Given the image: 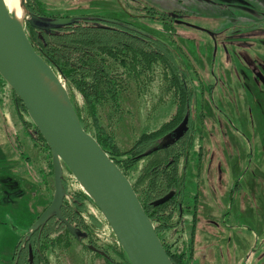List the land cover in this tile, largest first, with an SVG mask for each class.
Wrapping results in <instances>:
<instances>
[{"label": "rangeland", "instance_id": "374dc122", "mask_svg": "<svg viewBox=\"0 0 264 264\" xmlns=\"http://www.w3.org/2000/svg\"><path fill=\"white\" fill-rule=\"evenodd\" d=\"M30 2L59 18L120 20L173 45L188 71L187 86L197 107L194 124L187 119L192 149L187 163H179L180 171H186L181 208L163 236L178 239L186 264H264V0ZM108 60L124 90L116 103L109 99L98 105L97 124L121 151L144 134L164 130L190 107L182 105L181 85L161 58L148 68L139 66L138 73ZM66 86L86 130L95 135L86 100L74 86ZM18 99L0 75V153L9 152L6 163L0 161V264H12L15 246L55 191L50 156ZM150 160L144 157L130 168L132 184ZM63 181L69 193H85L65 166ZM85 205L89 238L71 236L68 244L47 249L50 264H107V257L120 261L114 231L94 203L85 200Z\"/></svg>", "mask_w": 264, "mask_h": 264}, {"label": "trees", "instance_id": "16d2710c", "mask_svg": "<svg viewBox=\"0 0 264 264\" xmlns=\"http://www.w3.org/2000/svg\"><path fill=\"white\" fill-rule=\"evenodd\" d=\"M27 7L37 18L34 24L26 22V30L35 49L61 74L68 86H74L83 95L87 102L88 114L96 125L97 132L94 136L103 149L128 177L129 170L134 164L144 157H150V162L143 168L133 187L147 215L156 225V231L172 262L186 264V252L179 250L178 239L172 240V235L163 236V231H168L172 227L170 220L175 210L181 208L186 171L184 169L180 171L179 163L181 159L187 163L193 144V138L188 136L191 126L186 119L191 118L194 124L196 117L193 110L194 91H190L187 86L188 71L176 59L178 54L175 48L162 38L167 43L161 41L157 35L145 36L123 25L102 22L92 16L90 19L73 17L75 20L70 24H56L52 20L59 18L58 16L47 15L42 8H35L31 2ZM158 57L166 63L175 81L178 79L181 85L182 105L189 103L190 107L186 106L187 108L180 110V113L166 124L164 130L144 134L130 149L121 151L113 137L107 135L97 124L98 105L109 99L116 103L119 94L124 90L123 79L114 74L108 59L114 60L120 67L129 65L138 73L139 66L145 65L148 68ZM70 96L83 127L87 129L81 111L71 94ZM18 100L24 107L21 100ZM181 125H183L181 131L177 132ZM35 130L37 139L50 156L53 168L51 151L38 129ZM156 147L159 148L153 150ZM150 150L153 151L145 154ZM43 183H47L46 175H43ZM63 183L67 190L64 181ZM172 192L174 196L171 199L157 203ZM85 200L93 203L83 192L71 194L67 191L62 206L63 215L79 231V238L52 215L30 239L25 240V243H28L27 247L26 245L23 247L21 241L15 246L12 263L19 254L18 264H31L29 248L32 247V264H50L45 254L47 249L68 244L67 240L71 236L80 241L89 238V226L82 216L86 210ZM45 209L46 207L43 211ZM20 247L24 250L18 252ZM116 252L120 261L107 257V264H131L122 247Z\"/></svg>", "mask_w": 264, "mask_h": 264}, {"label": "water", "instance_id": "95a60500", "mask_svg": "<svg viewBox=\"0 0 264 264\" xmlns=\"http://www.w3.org/2000/svg\"><path fill=\"white\" fill-rule=\"evenodd\" d=\"M20 5L24 12L22 19L8 9L5 0H0V75L24 104L31 121L51 151L55 187L51 203L33 222L21 242L30 239L52 215L62 221L76 238L80 237L79 231L62 213L67 195L63 183L65 166L99 208L131 264H174L131 180L96 137L83 127L65 79L35 49L25 23L28 21L34 24L37 18L28 9L26 0H20ZM81 18L90 19L91 16ZM98 19L151 36V33L120 20ZM74 20L73 17H61L52 21L56 24H70ZM196 107L197 98L194 95L193 109L196 110ZM182 126L177 132L181 131ZM173 196L174 192L157 203H164ZM89 248L106 256L104 251L93 245ZM18 260L19 254L14 264ZM30 262H33L32 247Z\"/></svg>", "mask_w": 264, "mask_h": 264}, {"label": "bare ground", "instance_id": "6f19581e", "mask_svg": "<svg viewBox=\"0 0 264 264\" xmlns=\"http://www.w3.org/2000/svg\"><path fill=\"white\" fill-rule=\"evenodd\" d=\"M8 9L15 14L16 17L22 19L24 12L20 5V0H5Z\"/></svg>", "mask_w": 264, "mask_h": 264}, {"label": "crops", "instance_id": "0c3cea01", "mask_svg": "<svg viewBox=\"0 0 264 264\" xmlns=\"http://www.w3.org/2000/svg\"><path fill=\"white\" fill-rule=\"evenodd\" d=\"M1 142H3V141H1ZM6 143V142H5ZM4 143V144H5ZM4 144H2L3 145V147H4ZM5 148V147H4ZM7 153H9V152H3V153H0V161H3V162H5L6 161V158L8 157V154ZM6 163V162H5ZM34 164H36V163H34ZM4 166H5V164H4ZM13 168V167H12ZM37 193V192H36ZM34 211L35 212H37V206H36V198H35V206H34ZM37 214V213H36ZM13 253H14V251H13ZM13 257V256H12Z\"/></svg>", "mask_w": 264, "mask_h": 264}, {"label": "flooded vegetation", "instance_id": "af4514ba", "mask_svg": "<svg viewBox=\"0 0 264 264\" xmlns=\"http://www.w3.org/2000/svg\"><path fill=\"white\" fill-rule=\"evenodd\" d=\"M25 245H26V247H27V246H28V243H25V242H24V243H23V247H25ZM23 247H20L19 250H20V249H21V250H24ZM19 250H18V252H19ZM32 250H33V248H32ZM29 251H30V248H29ZM17 255H18V254H17ZM16 257H17V256H16ZM16 257H15V259H16ZM14 262H15V260H14ZM14 262H13L12 264H14ZM17 264H18V263H17ZM31 264H32V262H31Z\"/></svg>", "mask_w": 264, "mask_h": 264}]
</instances>
